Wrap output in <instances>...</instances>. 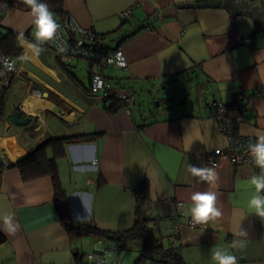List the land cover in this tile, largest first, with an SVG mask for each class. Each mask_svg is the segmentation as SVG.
<instances>
[{"label": "crops", "instance_id": "obj_1", "mask_svg": "<svg viewBox=\"0 0 264 264\" xmlns=\"http://www.w3.org/2000/svg\"><path fill=\"white\" fill-rule=\"evenodd\" d=\"M202 1L206 0H62L65 13L102 36L100 46L122 50L127 67L104 70L112 82L143 90L180 77L195 79L192 97L174 103L170 99L157 109L134 104L129 111L119 107L114 112L104 108L100 95L90 92L86 62L82 76L75 71L76 63L77 79L71 77L55 52L34 38L30 9L8 7L0 29L18 35L30 29V37H24L43 51L35 56L27 43L21 47V55L31 59L13 56L15 70L4 92L0 158L7 165L0 171V217L12 214L16 232L8 234L0 218V234L5 237L0 264H76L90 254L82 244L86 235L70 232L60 222L50 176L24 180L10 165L47 140L80 134L93 138L63 143L57 158L73 223L91 222L112 231L129 228L138 199L133 189L146 179L144 213L162 220L159 235L167 243L170 220L178 216L181 225L173 244L187 264H215L211 254L216 249L235 255L238 264H264V218L248 208L255 193L248 181L261 174L260 168L234 164L221 155L215 184L189 171V165L212 167L205 154L228 144L210 112V101L224 103L239 135H264V36L249 13H233L223 0L217 7L196 5ZM189 3L193 5L185 6ZM126 8L131 13L122 20L119 13ZM261 10L264 18L262 0ZM246 38H251L249 44ZM242 92L248 98L235 102ZM18 110L30 117L27 124L10 120ZM198 191L215 192L222 215L191 227L185 220L192 218L191 196ZM91 238L92 252L107 244Z\"/></svg>", "mask_w": 264, "mask_h": 264}, {"label": "built area", "instance_id": "obj_2", "mask_svg": "<svg viewBox=\"0 0 264 264\" xmlns=\"http://www.w3.org/2000/svg\"><path fill=\"white\" fill-rule=\"evenodd\" d=\"M7 9L8 6L0 3V23ZM130 13V9L126 8L119 13V17L125 20ZM55 19L61 27L57 30L54 40L45 42V44L55 52L61 62L69 69L74 68V61H85L90 67V92L108 99V104L115 102L119 107L129 111L136 102L134 89L130 86L114 83L104 74V70L107 68L125 69L127 67V60L122 50L118 47L114 48L105 56L97 59L95 45L102 38L100 34L93 28L81 26L74 17L67 13L55 15ZM2 36L0 29V39ZM250 41L251 38L245 39L246 44H249ZM59 49H64V51L60 52ZM14 70V57L0 51V95L9 87ZM246 95L245 92L239 93L235 100L241 101ZM208 107L218 122L219 130L227 137L228 144L223 149H216L206 153L204 156L206 162L216 166L217 158L221 155H226L234 164L248 163L254 165L249 145H254L257 139L239 135L237 122L232 118L230 111L222 101H210ZM92 162L96 165L97 158H94ZM4 167L5 162L0 158V171ZM177 206L181 208L182 203L178 202ZM185 223L191 227L204 225L193 222L192 218L186 219ZM180 225L181 222L175 214L170 220V230L167 235L169 242L175 243L177 241ZM119 251L116 244L104 245L80 258L76 264H122L120 257H118Z\"/></svg>", "mask_w": 264, "mask_h": 264}, {"label": "trees", "instance_id": "obj_3", "mask_svg": "<svg viewBox=\"0 0 264 264\" xmlns=\"http://www.w3.org/2000/svg\"><path fill=\"white\" fill-rule=\"evenodd\" d=\"M49 5L50 10L54 15H63L62 0H44ZM0 3L11 7L29 9L24 0H0ZM225 4V3H224ZM227 4V3H226ZM192 3L185 4V6H192ZM229 7V5H227ZM2 38L0 39V51L11 56H19L22 53V48L17 41L18 34L13 30L2 31ZM23 35L30 37V29H27ZM102 37V36H101ZM97 59L105 56L110 50L105 46H100L99 43L95 45ZM62 68L70 74L71 77L77 79L73 74V69H69L63 63ZM90 75V74H89ZM89 88V85H88ZM5 92V91H4ZM4 92L0 95V116L4 109ZM248 94L244 99L248 98ZM103 99V106L109 112H114L119 108L115 102L108 104V99ZM235 102H239L235 100ZM93 138L92 134H80L72 137H61L47 140L36 146L28 155L19 159L15 163L10 164L19 169L20 174L24 180H28L41 175H49L53 185V200L56 206L60 222L70 232L78 235H87L95 237L110 244H116L119 248H123L128 242L136 241L138 243V258L137 263L147 264H187L180 252L179 246L172 242L164 244L159 235L160 218L146 216L143 209L144 201L148 197V183L146 179L140 181L135 187L134 192L138 196L134 211V219L132 225L124 230L112 231L97 227L91 222L73 223L70 219L68 195L61 185L57 158L63 152L58 150L63 143L72 142L75 140L89 141ZM54 150L52 155H48V150ZM56 150V151H55ZM58 150V152H57ZM7 164H5L6 166ZM5 240V237L0 234V243Z\"/></svg>", "mask_w": 264, "mask_h": 264}, {"label": "clouds", "instance_id": "obj_4", "mask_svg": "<svg viewBox=\"0 0 264 264\" xmlns=\"http://www.w3.org/2000/svg\"><path fill=\"white\" fill-rule=\"evenodd\" d=\"M25 5L30 9V14L33 17L32 23L34 25V38L41 44L53 41L57 35V30L61 25L55 19L54 13L50 10L49 5L44 0H24ZM17 41L21 47L28 44L30 49L34 50V55L39 56L43 49L37 45L31 44L24 37L23 33L17 36ZM63 52L64 49H59ZM20 61H28L31 59L26 53L19 58ZM250 153L256 167L260 168V175H253L250 177L248 184L255 189V193L248 201L249 210H254L256 215L264 218V135L257 138L256 143L249 145ZM189 171L194 177H199L203 181H208L210 184H215L218 180V174L215 171V165L212 167L197 168L189 165ZM193 206L190 209V215L193 222L204 224L210 218H218L222 215L220 209L216 207L217 196L215 192H195L191 196ZM8 234H14L16 228L12 225V214H5L2 217ZM240 235L246 236V233L241 232ZM235 246V245H233ZM243 247V242H240ZM211 259L215 264H238L237 257L229 254L226 250L216 249L211 254Z\"/></svg>", "mask_w": 264, "mask_h": 264}, {"label": "rangeland", "instance_id": "obj_5", "mask_svg": "<svg viewBox=\"0 0 264 264\" xmlns=\"http://www.w3.org/2000/svg\"><path fill=\"white\" fill-rule=\"evenodd\" d=\"M77 63V65H76ZM85 61L79 60L78 62L74 61L73 65H76V72L80 76L84 72ZM162 87V88H161ZM195 79L193 77H180L177 78L173 83H165V85L152 84L149 87H145L143 90L136 87L134 92L136 94L135 108L147 107L158 108L155 100H158V104L163 105L168 103V100L171 102H177L179 100L186 99L187 97H192L194 94ZM161 240L164 244L167 243L165 237H161ZM92 238L89 236L82 237V244L84 250L90 248V253H92L93 244L91 243ZM88 248V249H85ZM138 243L136 241L128 242L123 248L120 249L118 257L121 258L122 264H147V263H137L138 258Z\"/></svg>", "mask_w": 264, "mask_h": 264}, {"label": "water", "instance_id": "obj_6", "mask_svg": "<svg viewBox=\"0 0 264 264\" xmlns=\"http://www.w3.org/2000/svg\"><path fill=\"white\" fill-rule=\"evenodd\" d=\"M220 4L219 0H206L196 3L197 6L212 7H217ZM223 6L236 14L242 12L249 13L255 25L262 31V36H264V18H262L261 0H223ZM262 6H264V0H262ZM155 103L158 105V100H155ZM10 120L16 125H24L30 121V117H22L21 111L18 110L10 115Z\"/></svg>", "mask_w": 264, "mask_h": 264}]
</instances>
